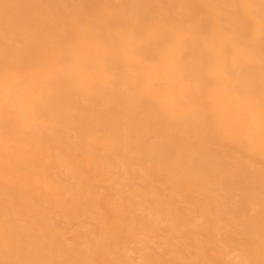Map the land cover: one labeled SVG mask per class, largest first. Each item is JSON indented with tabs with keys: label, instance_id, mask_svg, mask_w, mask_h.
Instances as JSON below:
<instances>
[{
	"label": "bare ground",
	"instance_id": "1",
	"mask_svg": "<svg viewBox=\"0 0 264 264\" xmlns=\"http://www.w3.org/2000/svg\"><path fill=\"white\" fill-rule=\"evenodd\" d=\"M137 260L264 264V0H0V264Z\"/></svg>",
	"mask_w": 264,
	"mask_h": 264
},
{
	"label": "rangeland",
	"instance_id": "2",
	"mask_svg": "<svg viewBox=\"0 0 264 264\" xmlns=\"http://www.w3.org/2000/svg\"><path fill=\"white\" fill-rule=\"evenodd\" d=\"M98 185L100 186H105V185H108V183H105V182H100ZM26 220V217H22V218H19V221H24ZM91 225H94V222L93 221H85L84 225L83 226H70L67 230L66 233H64L63 235V240H64V244L66 246H69L70 243H71V238L74 234L78 233V232H84L85 228H89ZM134 249V245L133 244H129V245H126L125 246V250H130L129 253H126L125 255L126 256H129V257H132V258H137L138 255L133 251ZM139 261L137 260L134 264H138Z\"/></svg>",
	"mask_w": 264,
	"mask_h": 264
}]
</instances>
